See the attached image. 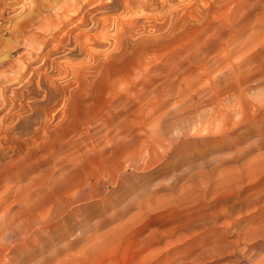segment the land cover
Segmentation results:
<instances>
[{"label":"rangeland","instance_id":"rangeland-1","mask_svg":"<svg viewBox=\"0 0 264 264\" xmlns=\"http://www.w3.org/2000/svg\"><path fill=\"white\" fill-rule=\"evenodd\" d=\"M184 1L121 16L136 21V38ZM196 5L209 15L184 12L182 29L86 71L94 64L63 41L68 0H0V234L24 201L25 215L47 214L96 178L126 180L77 204L67 224L77 245L54 256L72 237L55 240L26 264L77 259L85 239L92 246L74 264H264V0ZM227 126L236 128L225 139ZM129 221L130 230L105 235Z\"/></svg>","mask_w":264,"mask_h":264},{"label":"bare ground","instance_id":"bare-ground-1","mask_svg":"<svg viewBox=\"0 0 264 264\" xmlns=\"http://www.w3.org/2000/svg\"><path fill=\"white\" fill-rule=\"evenodd\" d=\"M185 1H187L188 3H186L185 6L183 5L184 7L179 6V7L173 8V9L169 8L170 10H166L164 13V17H163L164 21H162V23H160V24L153 23L152 24L150 21H148L147 24H149L148 27L150 28V32H148L147 35H143L142 33H137L136 34L137 37L135 38L133 36H134V33L136 31V28H137L136 21L125 20L124 19L125 17L121 16V14H123V13L128 14L129 12H131L133 14H138V13H141L145 8H155V9L163 10L164 7H166V6L170 7L169 5H171L173 3V0H68V6L71 9V11H70L69 17L67 18L68 28L66 29V33H65V36L63 38V41L66 43V51L71 56H73V55L84 56L85 60H86L85 62L90 63L91 66L94 64V67L93 66L92 67H90V66L85 67V70L89 71L93 68H95V69L97 68V61H100L101 58H103V61L101 60L102 61L101 64H100L101 61L99 62L100 65H102L105 61H108L109 59H113V60L116 59L117 60L124 53L126 54L128 51H132L136 48H140L141 50H146L148 48V46L153 44L154 41H156L157 39L162 38V37H166L170 34L175 33L176 31L182 29L184 26V17H185L184 12H188V13L196 12V15H205V16L209 15L208 14L209 12H207L206 9H202V8L198 7L200 5H198V6L196 5V3L198 4V2H203L204 0H185ZM118 12H120L119 15H118ZM137 18L138 17H136V19ZM197 22H198V20H197ZM155 34H158V35H155ZM100 48H106V49L104 51H99ZM99 68H101V67H99ZM216 82H217V80H216ZM214 85H215L214 79H211V83L206 88L212 93L214 91ZM51 94L52 93L50 91V87H48V95L46 94L47 100H49ZM248 104H249V102H247V105ZM251 104H253L252 101H251ZM182 106H183L182 100L179 97L178 100L174 103V105L172 107V110L176 112V116H178L177 114L180 112L179 108ZM256 110L258 113H261V112L264 113V101L261 102L260 104L258 103V105L256 106ZM190 111H191V109L189 110V112ZM173 118H174V116H173ZM168 119H171V117ZM254 120H255V114L250 115L248 113L247 117H246V123L249 125ZM238 125H240V124H238ZM234 128H236V127L232 126V127L228 128V126H227V129L223 130V135H224L223 138H225V139L229 138L231 130H233ZM155 134H156V132H155ZM186 135H187V133H186ZM201 136H203V135L201 134ZM201 136H199V137H201ZM153 137H154V135H153ZM214 138L213 137L212 138L201 137V138H199V142L200 141L206 142V143L207 142H213ZM196 139H198V138H196ZM196 139H190V141L192 143H195V145L197 142L196 146H198V141H195ZM175 142H177V141H175ZM154 144H155V142H154ZM172 144L174 145V143H172ZM178 144H179V142H178ZM172 148H173V146H172ZM178 153H179V150H178ZM262 153H264V152L262 151ZM256 154L257 155L259 154L261 156V154L259 152ZM250 161H252V160L250 159ZM253 163H255V162L253 161ZM253 163L250 164L252 166L256 165L255 167L254 166L251 167L253 169L256 167L258 168V165H257L258 163H259V165L262 164L261 162H256L257 164H253ZM211 164H212V162H211ZM240 164H243V163H240ZM212 165H214V164H212ZM212 165H211V167H212ZM246 166H248V164ZM246 166L244 167L245 169H247ZM262 167L264 169V164L262 165ZM242 168L243 167L241 166L240 169H242ZM243 169L241 171H243ZM253 169H251V172H252L251 175L256 174L255 172H253L254 171ZM263 169H262V171H263ZM257 170H261V167L258 168ZM196 172H197V170H196ZM208 172H210V170ZM202 173L204 174L205 172L203 171ZM253 173H255V174H253ZM193 174L195 175V173H193ZM257 174H259V173H257ZM261 174H262V172H261ZM227 175H225V176L227 177ZM191 176H189V177H191ZM200 176H201V174H200ZM91 179L92 178H90V179L88 178L87 180L90 181ZM193 179L194 178H192L191 180H193ZM111 180L96 178L94 188L91 187L88 190L87 194H84L83 190H81L79 192H75L72 196H70V198L65 203H63L61 205V207L58 210H52V212H47V214L41 213V212H40V214H39V212L36 214H33L31 212L32 214H30L29 216L25 215V212L29 208L28 207L29 202L27 201V203H26V201H24L23 213H21L22 211L20 212L22 214V216L19 219H17V221L14 219L16 222L13 221L14 223L11 226H9L7 229L4 228V229H6V232H4V233L2 232L0 234V264H26L28 262V259L32 255H34L38 249H44L45 250V249L50 247V245L53 241H55V240L56 241L57 240L63 241V239L66 238L67 236L72 237V238L68 241H65L61 246H59L58 249H56L57 251H55L53 253L54 256L58 252L64 253V251L66 249H69L72 246L74 247L75 245H77V242H79L81 239L78 237L72 236L74 230L72 231L71 229H69L67 227V224L73 219V216L78 217L80 205H77V204L82 202L86 198H93V197H96L98 199L107 198L109 196L108 193L103 192V194H101L100 191L102 189H105V185L108 184ZM125 181L126 180L123 177H117L116 179L112 180V185L114 187V188H112V192H117L120 188H122ZM173 184L176 185V182L175 183L173 182ZM187 184H189V182H187ZM186 186H188V185H185V187ZM176 195L179 196L178 194H176ZM261 195L262 194H260V196ZM151 196H153V195H151ZM182 196H184V195L181 194L179 198L181 199ZM32 198H33V196H32ZM256 199L254 201H257ZM260 199H262V198H260ZM31 200L32 199L30 197L29 198L30 204L32 203ZM166 200L167 199H165V201ZM258 201H260V200L258 199ZM26 204H27L28 208H26ZM138 204H136V205H138ZM74 205H77V206L72 207ZM10 206H12V204ZM139 206H141V205L139 204ZM161 206H163V205L161 204ZM71 207L73 209H70ZM11 208H13V207H11ZM158 209H159V207H158ZM121 210H124V208H122ZM148 211H151V210H148ZM152 211H153V209H152ZM29 212L27 211L26 214H29ZM62 214H63V216H62ZM114 215H115V212L112 213L110 221L113 220ZM4 216H6V215H4ZM141 216H143V215L141 214ZM10 217H12V215H10ZM17 217H18V215H17ZM132 221H133V219H132ZM132 221L125 223V225H123V226L117 225L116 227H114L111 230H109L108 232H106L105 235H107V233L108 234H115L118 232L120 233L122 231L130 230L131 227L133 226ZM9 222H12V221H9ZM48 222H49V224H48ZM44 224H46V226H43ZM51 235L54 236V239H51V237H50ZM85 241H87V242H85V244L82 245L83 251L77 259H75L74 257H70L68 255L67 256L65 255L63 259L57 260L56 257L53 256L54 257L53 260H55L54 264H74L75 262L79 263L81 260L84 259L85 252L88 250V248L90 246H92V245L89 246V244H90L89 239H85ZM31 264H39V260L36 259Z\"/></svg>","mask_w":264,"mask_h":264}]
</instances>
